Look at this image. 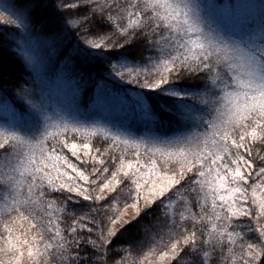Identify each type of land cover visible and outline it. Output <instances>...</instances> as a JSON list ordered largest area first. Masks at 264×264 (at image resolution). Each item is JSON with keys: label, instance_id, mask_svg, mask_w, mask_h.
Here are the masks:
<instances>
[{"label": "snow or ice", "instance_id": "obj_1", "mask_svg": "<svg viewBox=\"0 0 264 264\" xmlns=\"http://www.w3.org/2000/svg\"><path fill=\"white\" fill-rule=\"evenodd\" d=\"M81 5H90L88 15L79 14ZM46 6L47 0H28L13 23L26 29L34 27L38 23L37 11ZM60 9H76V13L68 19ZM198 10L199 5L192 0H126L123 7L117 0H59L54 5L48 23L60 33L70 35L73 30L79 31L83 25L91 24L98 13L109 27L114 26L128 37L125 41L128 47H131L130 40L142 38L138 42L149 45L159 63H151L153 58L143 55L130 59L126 48L121 46L122 54L117 57L120 63L111 70L121 76L126 74L136 83H141L140 77L144 75L143 87L170 96L173 103L168 110L190 127L185 135L175 138V143L181 145L175 151L146 146V151L151 153L147 162L141 160L138 146L133 159H125L124 151L117 156L119 135L105 134L111 140L106 151L101 152L99 148L92 151L91 144H78L75 139V134L84 129L65 122L63 128L56 126V130L51 131L50 125H44L43 103L30 99L38 95L35 89L19 85L16 95L31 109L32 120L27 125L17 120L0 123V240L5 245L0 249L5 256L0 264H21L25 251L30 264H40L41 246L44 253L55 250L60 256L59 264H107L110 255H117L118 252L111 249V238L118 236L128 223L123 221L120 228L114 227L119 216L98 220L96 215H85L72 219L67 228L61 227L59 217L53 219L57 204L66 210L68 205L64 201L74 199L65 193H76L86 201L104 199L98 193L94 195L92 188L96 180L101 179V173L106 175L97 187L102 192L107 190L105 196L117 194L129 183V196L134 198L132 206L137 208V217L141 200L146 202V207H163L167 217L165 202H175L181 190L195 194L199 201L206 183L214 188V216L208 219H215L216 223L198 236L197 230L182 228L173 218L172 226L178 230L170 234L167 250L160 253L166 261L172 264H264V167L253 168V151L264 162V27L242 34L213 28L204 31L196 27L200 22ZM189 12L193 15L189 16ZM181 19L187 27L178 23ZM176 30L186 37L197 31L199 35L190 36L187 43L191 47H187L180 42L184 37ZM84 31L87 33V29ZM106 47L105 37H99L97 43L86 35L83 45L78 43L73 49V57L85 61L107 59L111 63L110 54L104 51ZM185 74H198L199 83L180 87L175 81ZM201 128L203 132L196 131ZM123 143L129 142L124 140ZM58 147L61 151H57ZM62 149H68L73 157L85 163L90 155L95 162L92 171L77 166ZM109 150L113 153L112 169L105 166ZM81 151L84 156H80ZM226 159L230 164L225 163ZM17 165H21L23 171ZM245 168L249 174L245 173ZM212 172H215L214 179L206 181L204 178ZM253 172H258L251 185L250 203L254 214L253 208L243 203L249 200V188L244 185L252 179L250 173ZM93 175L95 178L90 180ZM57 192L64 195V201L49 199ZM217 200L221 202L219 205ZM181 203L186 206L182 200ZM217 207L223 215L216 213ZM37 208L44 210L47 220L36 214ZM191 215L195 220L197 214ZM234 217H251L255 226L249 225L241 232L229 231ZM178 219L182 222L185 217L181 214ZM18 221L26 222L27 232L20 231L24 224ZM192 227L196 229L195 224ZM31 231L35 234L29 239ZM106 235L109 239H105ZM237 238L243 241L239 252L235 251ZM81 245L85 250L83 256ZM112 264L121 262L113 259Z\"/></svg>", "mask_w": 264, "mask_h": 264}, {"label": "trees", "instance_id": "obj_2", "mask_svg": "<svg viewBox=\"0 0 264 264\" xmlns=\"http://www.w3.org/2000/svg\"><path fill=\"white\" fill-rule=\"evenodd\" d=\"M0 1L14 12H20L28 4V0ZM239 1L241 0H204L205 3L211 2L212 4H234ZM254 1L262 7L259 12L262 11L264 13V0ZM58 3L59 0H47L46 8L36 13L38 23L34 27L27 28L28 31L41 40V43H38V50L42 53L44 66L38 72L28 62L23 52V43L21 41L25 38L24 29L18 24L13 23L15 17L7 15L9 14L8 11L3 13L6 20L0 18V104L6 105L12 115V117H8L6 114H0V123L12 120H19V123L25 125L31 123V109L16 95V92L19 90L18 86L24 84L28 89H35L38 94L36 97L30 99L43 103L46 111L50 110L49 114H46V117H41L44 125H50L51 131H55L56 126L63 128L65 122L69 126L84 129L85 131L75 134V139L78 144L85 142L91 144L92 151L99 148L101 152H105L107 144L111 143V140L107 139L105 135L112 136L109 132L110 130L93 125V121L98 122L101 120V123L106 121V117H101L104 114L100 110L107 113V122L111 124L109 126L113 127L112 124L114 123L124 125L128 121H131V116L126 113L129 110L127 108L132 104L141 107L142 102L139 103L140 100L146 105L145 111L148 117L141 121L143 122L142 125L126 126L127 128L125 126L122 127L130 135L135 134L134 136H139L138 133L143 135L144 132L149 131L153 134L149 137H156V135L163 137L177 134L181 130L188 131L185 128L187 127L186 123L178 119L172 111L168 110V107L173 103L170 96L155 89L143 87L142 81L146 79L144 75L140 77L141 83H136L129 79L126 74L121 76L111 70L113 65H119L120 63L117 57L122 54L121 46L126 48L130 59H138L140 55H143L144 57H152L151 63H159L156 60L155 52L150 49V46L138 42L142 38L130 40L131 47H128L125 44L128 37L123 36L114 26L109 27L107 21L101 18L98 13L91 24L83 25L79 31L73 30L70 35L60 33L57 27L48 23V18L54 10V5ZM117 3L123 7L126 0H117ZM88 7L90 5H81L79 14L88 15ZM59 11L68 19H71L72 14L76 13V9H71L70 11L60 9ZM113 15H115V12ZM263 21L264 19L261 23ZM178 23L184 27L182 19ZM263 25L261 24L260 26ZM85 29H87V33L84 31ZM176 31L179 36L184 37L182 31ZM86 35L89 40L97 43L99 42V37H105V43L108 44V47L104 48V51L110 54L111 63L107 59L85 61L83 58L73 57V49L78 43L83 45ZM180 42L185 43V37ZM143 66L141 65V67ZM129 67H132V65H129ZM57 77L67 79L70 84L59 91H52L54 89V81L58 79ZM175 82L180 87L196 86L199 83V77L198 74H185L184 76H179ZM49 86L53 89L51 90ZM62 90L63 92H61ZM65 93L66 95H63ZM98 106L105 107L100 109ZM21 117L23 118L21 119ZM109 117H112L114 121H109ZM205 119H208V117H205ZM127 145L125 146L120 141V147L115 149V154L119 156L124 151L125 159H133L132 154L137 149L131 143ZM57 151H61V149L58 147ZM139 151L141 153V160L147 162L151 157V153L145 149H139ZM62 152L68 155L69 159L77 164V166L85 168L89 172L92 171L95 162L91 159L90 155L86 157L87 162L85 163V160L73 157L68 149H62ZM112 154L111 150L106 153L108 159L105 161V166L110 169L114 167L111 163ZM156 155L159 157V153ZM80 156H84L83 151L80 152ZM36 157L37 159L40 158L39 150L36 151ZM253 157V168L264 167V162L259 160L255 151H253ZM225 163L230 164V160L226 159ZM22 164L23 162H21ZM21 165H17V168L23 171ZM170 166L172 165L170 164ZM205 168H207V165H205ZM243 170L246 174H249L247 168ZM48 171H52L53 176L56 175L55 171L51 169H48ZM197 171H200V169L197 168ZM250 174L252 179L244 186L249 188V195L251 196V185L253 180L258 176V172ZM104 175L106 174L101 173V179L96 180V184L92 185V188L95 189L93 194L98 193L103 196L104 199L102 200L86 201L76 193H65L74 197V199L64 201V195L59 192L55 193L54 196H50L49 199L64 201L68 205L66 210H62L60 205L57 204L55 216L53 217V219L55 217L60 218L62 228L70 226L72 219L85 215H96L98 220L106 216H112L113 218L119 216L120 220L114 226L116 228H120L123 221L128 222L124 225V230L118 236L111 238L113 241L111 249L116 250L118 254L114 256L110 255L107 264H112L113 259L121 262V264H172L171 261H166L165 258H162L160 253L167 250L166 246L169 244L170 234L178 230L172 226L171 221L173 218L176 219L180 227L197 230L198 236L205 229L211 230V224L216 223L215 219L211 221L208 219L209 216H214L212 205L214 188H209L207 183L204 185V190L200 193L199 201H197L195 194L189 195L183 190L177 193L178 199L175 202L170 203L166 201L167 217L165 216L163 207H146V202L141 200L138 204L140 215L137 217V208L132 206L134 198L129 196V183H126L117 194L108 193L105 196L104 192L107 190L102 192L97 187L102 182ZM189 175L192 174L189 173ZM214 177L215 172H212L204 179L211 182ZM94 178L95 175L90 177V180ZM26 187L27 185L25 184V190ZM257 191L259 193V190ZM109 196L112 197L111 200H109ZM181 200L186 203V206L184 203H181ZM250 202L251 199L243 203H248L253 208L254 214V206H251ZM220 203L217 200V205ZM130 208L131 212L126 214L125 209ZM133 210H136L134 214H132ZM123 212L125 213L122 215ZM192 213L197 214L195 220L192 219ZM216 213L223 215L219 207H217ZM36 214L42 216L45 220L48 219L43 209L37 208ZM181 214L185 217V220L182 222L178 219ZM17 223L24 224V227L20 231H28L26 222L18 221ZM194 224L196 225V229L192 227ZM249 225L255 226V222L252 221L251 217H240L238 219L234 217L233 222L229 226V231L235 230L241 232L246 230ZM34 234V231L28 232V238L31 239ZM105 239H109V237L106 235ZM246 239L250 240L251 237H246ZM127 241H131L132 243H126ZM241 243L243 241L237 238L236 252H239V245ZM4 248L5 245L0 240V249ZM80 254L81 256L85 255L83 245H81ZM3 259H5L4 253L0 251V260ZM59 262L60 256L55 253V250L51 253H44L43 246H41L40 264H59ZM21 264H30L26 251Z\"/></svg>", "mask_w": 264, "mask_h": 264}, {"label": "rangeland", "instance_id": "obj_3", "mask_svg": "<svg viewBox=\"0 0 264 264\" xmlns=\"http://www.w3.org/2000/svg\"><path fill=\"white\" fill-rule=\"evenodd\" d=\"M194 4L199 5V10L196 13L199 16V24L196 26L197 29H203L204 31H207L209 28L213 29H220L226 33L230 34H242V33H249L252 31H258L261 27V24H264L262 20L264 19V13L259 10L262 8L259 4H257L254 0H241L239 2H235L234 4L231 3H224V4H212L211 2H204V0H192ZM5 11H8L9 14L15 17L16 14L19 12H14L11 10V8L5 6L4 3L0 1V18L3 20H6V17L3 13ZM187 11V10H185ZM192 12H189V16H192ZM180 21V20H179ZM256 22H258L256 24ZM191 23V21H189ZM255 26H254V25ZM257 25V26H256ZM184 27H187V25H184ZM24 29V36L25 38L21 41L23 43V52L25 54V57H27L28 62L34 67V69L38 72L41 71L43 68V57L42 53L38 50V43H41V40L38 39L36 35H33L30 31H28L26 28L22 27ZM184 34V33H183ZM192 35H199V31H197L194 34H189L188 37H185V44L186 46H190V44L187 43L189 40V37ZM58 78V77H57ZM65 81V82H64ZM42 84V83H41ZM67 79L64 78H58L54 81V89L49 86V88L52 91H59L63 89L65 86L69 85ZM43 86H45L43 84ZM46 88V87H45ZM63 92V90L61 91ZM63 95H66L63 94ZM55 99V97H54ZM142 102V106L138 107V105H130L127 109H129L126 113L131 116L130 120L124 125H118L117 123L112 124L113 127L109 126L111 124H108L107 122V113H104L103 110H100L102 112L101 117H106V121H103L104 123H101V120L96 122L93 121L94 124L97 127L101 128H107L110 131V134L112 136L119 135L120 141L128 140V144H133L134 148L137 149H145L147 148H161L163 151L164 149L168 151L169 149L175 151L177 148L181 147V145H178L175 143V138L181 135H185L187 133L186 130H181L179 133L174 135H168V136H159L156 135V137H149L150 135H153L151 132L146 131L139 136L130 135L127 133V131L123 130L122 127L126 126H136V125H142L144 118L146 119L148 117L146 110V105L143 104L144 102L142 100L139 101V103ZM103 103V102H102ZM100 109H103L105 106H98ZM50 110L46 111V114H49ZM0 114H6L8 117H12L11 113L9 112L6 105L0 104ZM109 121H114L112 117L108 118ZM19 121V120H17ZM22 121V120H20ZM106 123V124H105ZM108 125V126H107ZM111 129H110V128ZM189 125H187V129H189ZM127 128V127H126ZM113 129V130H112ZM196 131L203 132L204 129H197ZM210 131V130H209ZM141 135V136H140ZM161 137V138H160ZM211 142V138L209 137V143ZM124 144V143H123ZM128 146V145H125ZM164 150V151H165ZM158 154V153H156ZM106 191V190H104ZM251 199V196L249 195V200ZM124 210V209H123ZM126 214L128 212H131L130 209H125ZM123 212L122 215L125 213ZM136 210L132 211V214H134Z\"/></svg>", "mask_w": 264, "mask_h": 264}]
</instances>
